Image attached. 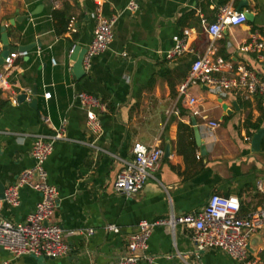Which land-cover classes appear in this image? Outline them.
<instances>
[{
    "label": "crops",
    "instance_id": "1",
    "mask_svg": "<svg viewBox=\"0 0 264 264\" xmlns=\"http://www.w3.org/2000/svg\"><path fill=\"white\" fill-rule=\"evenodd\" d=\"M245 1L247 7L239 9L241 0H0V27L5 26L9 45L40 44L14 60L0 89V184L6 189L32 167L35 136L53 134L52 128L66 120L67 140L54 145L45 170L48 183L59 191L52 221L69 247L58 259L14 258L0 249V264H115L140 221L197 213L213 194L237 198L243 215L264 202V136L259 150H251L253 135L264 130V98L245 99L231 91L220 101L204 87H190L199 110L193 116L177 93L194 55L203 54L210 43L233 68L243 65L264 79V60L239 50L251 35L264 39V0ZM130 3L137 6L133 12L127 10ZM98 4L106 17L114 18L113 42L76 78L69 51L86 49L91 42ZM223 6L247 10L253 21L231 27L212 42L204 23L214 22ZM54 11L62 15L53 18ZM17 17L25 18L11 26ZM66 21L67 29L57 34ZM174 37L183 39L191 52L168 61ZM22 93L24 102L18 100ZM77 93L90 94L103 105L95 110L99 134L88 132L86 109L74 99ZM192 119L204 156L195 140L194 149L189 144V132L179 128L191 129L194 139ZM212 122L219 127L211 130ZM134 143L158 145L164 153L168 146L169 156L159 162L154 179L126 197L114 193L113 183L132 160ZM39 200V193L23 188L18 206L4 203L0 215L22 223ZM108 224L120 233L105 232ZM87 229L93 233L86 235ZM190 237L191 231L181 227L156 226L148 254L160 264H236L215 249L197 258ZM250 254L264 258V227L252 237Z\"/></svg>",
    "mask_w": 264,
    "mask_h": 264
},
{
    "label": "built area",
    "instance_id": "2",
    "mask_svg": "<svg viewBox=\"0 0 264 264\" xmlns=\"http://www.w3.org/2000/svg\"><path fill=\"white\" fill-rule=\"evenodd\" d=\"M136 4L130 3L128 11H135ZM95 26L91 42L86 47L82 59V68L89 71L92 59L107 51L113 42L114 18L106 17L100 4L95 9ZM246 23L243 11H235L230 6L219 9L216 20L204 23L205 31L210 41L222 38L226 30ZM189 31H184L188 35ZM174 47L166 54L168 61H174L191 51L186 47L183 39L174 37ZM241 52H249L264 60V39L251 35L249 41L239 48ZM73 53V48L69 51ZM27 52L10 53L0 67V89L7 84V73L12 69L14 60L18 56H25ZM54 63V61H52ZM190 87H205L206 92L219 98L225 97L233 91L245 99L252 96L264 98V79L257 77L243 65L235 68L221 57L216 56L212 43L205 52L194 55L186 80L177 88V93L183 98L193 116L198 115V101L188 93ZM50 94H44L48 99ZM74 99L86 109V127L90 134L97 135L101 127L96 109L103 105L94 96L87 93H77ZM48 123V119H44ZM211 130L219 124H209ZM51 135L35 136L31 147L33 165L24 170L14 183L4 190V198L0 199V211L5 203L10 207L19 204V192L23 188L39 193L40 200L22 223H13L0 215V249L14 258L25 255L45 259H58L67 255L68 245L63 240L60 226L52 221L59 201L58 189L47 181L45 163L52 154L54 145L59 141L67 140L66 120L59 128H52ZM133 158L117 174L113 183L115 194L131 197L139 193L147 181L154 179L159 162L164 151L158 146L147 147L141 143H134ZM156 226H164L169 230L181 227L191 231V242L195 255L215 249L227 254L236 264H264V258L250 254L248 243L250 239L264 227V202L246 214H241L237 198L223 197L213 194L206 205L197 213H188L182 216H170L152 222L140 221L137 231L127 237L125 251L115 264H160L148 254V239ZM107 233L119 234L120 229L115 225L103 227ZM86 235L93 233L92 229L85 231ZM74 234V233H70Z\"/></svg>",
    "mask_w": 264,
    "mask_h": 264
},
{
    "label": "water",
    "instance_id": "3",
    "mask_svg": "<svg viewBox=\"0 0 264 264\" xmlns=\"http://www.w3.org/2000/svg\"><path fill=\"white\" fill-rule=\"evenodd\" d=\"M247 5H248L247 1L241 0L239 9L246 8ZM243 12L245 13V16H246V22H252L253 21V15L250 12H248L247 10H245ZM24 18L25 17H17L15 20H10L9 24L11 26H14L15 22H20ZM0 41H1L0 67L3 64V61L9 56L10 53H13V52H18V53L29 52L33 48H35L37 45L38 46L40 45L38 41L36 43H32L29 45L16 46V47L9 45L8 40H7L6 28L4 25H1V27H0ZM85 51H86L85 49H80L79 47H76L73 49V53L71 54V60L73 61L72 71H73L76 78H80L81 76L84 75V70L82 68V59H83V55H84ZM204 90H206L205 87H204ZM210 95L214 96L212 94H210ZM32 96H36V92H32ZM26 97H27L26 94L22 93L21 95H19L18 100L21 102H24L26 100ZM219 100L221 101L220 98H219ZM36 102H37L36 99H31V105H35ZM222 109H223V111L227 112V114L230 113V111H227L226 105H223ZM191 121H192V125H193L195 144L200 150V155L204 156L206 154L205 146L202 143V140H201V137L199 134V130L196 127L195 120L192 119ZM263 136H264V130L263 129L258 130L257 133H255L253 135L252 140H251V150L252 151L256 152L259 150ZM168 156H169V147L167 146L163 157H168ZM4 190H5L4 187L0 184V199L4 198ZM251 239L248 243L249 251H250Z\"/></svg>",
    "mask_w": 264,
    "mask_h": 264
},
{
    "label": "trees",
    "instance_id": "4",
    "mask_svg": "<svg viewBox=\"0 0 264 264\" xmlns=\"http://www.w3.org/2000/svg\"><path fill=\"white\" fill-rule=\"evenodd\" d=\"M104 14H105V13H104ZM57 15H58V17H59V16L62 15V13H58L57 11H54V12L52 13V17H53V18H56ZM66 27H67V21L65 22L64 28H63L62 30H59V29L56 30V33H57V34H60V33L64 32V31L67 29ZM179 128H180V129H185L186 131L189 132V137H190L189 144H190L191 146H193V149H194V139H193V134H192L191 129H189L188 127L184 126L183 124H179ZM255 129H258V127H255ZM178 152L180 153L181 151L178 149Z\"/></svg>",
    "mask_w": 264,
    "mask_h": 264
}]
</instances>
